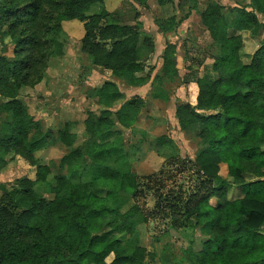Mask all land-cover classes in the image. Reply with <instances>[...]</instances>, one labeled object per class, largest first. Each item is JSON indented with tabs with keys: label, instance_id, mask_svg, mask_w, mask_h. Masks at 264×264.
Segmentation results:
<instances>
[{
	"label": "trees",
	"instance_id": "1",
	"mask_svg": "<svg viewBox=\"0 0 264 264\" xmlns=\"http://www.w3.org/2000/svg\"><path fill=\"white\" fill-rule=\"evenodd\" d=\"M103 1L44 0L51 10L43 15L41 0L4 3L1 16L6 22L14 19L8 26L15 30L24 25L18 34L28 36L16 38L12 61L0 55V173L16 157L31 158L45 149L55 133L60 140L67 131L69 135L67 123L55 132L45 128L27 113L20 96L24 88L40 83L50 59L63 56V21L83 24L81 51L92 66L129 87L145 85L147 79L138 75L143 71L140 23L109 21L105 11L87 14ZM135 1L142 6L146 2ZM156 1L164 5L168 0ZM191 2L194 11L198 0ZM257 15L264 17V0L240 7L207 0L199 13L217 54L211 71L196 81L195 105L179 102L175 107L182 131L201 127L197 138L202 148L194 162L201 179L185 200L173 201L183 202L180 213L189 227L209 225L202 251L187 253L189 264H264V23ZM185 19L176 22L172 17L164 28L157 24L169 33ZM246 40L258 42L248 63L242 59ZM142 46L152 52V37L145 36ZM160 73L166 78L177 75L175 44L166 43ZM155 81L150 97L168 101L161 78ZM88 96L97 99L98 117L84 121L88 138L59 159V174L37 181L43 185L26 177L18 178L16 187L0 185V264H145L146 251L133 226L141 191L124 150V130L138 122L144 100L126 102L114 81L92 88ZM148 143L167 162L178 156L166 136ZM34 164L44 178L46 166L38 159ZM219 164L226 165L225 178L217 175ZM232 189H241V195L229 196ZM121 194L127 201L113 209ZM156 208L162 209L159 204ZM171 211L176 215L177 207ZM179 225V220L172 222Z\"/></svg>",
	"mask_w": 264,
	"mask_h": 264
},
{
	"label": "rangeland",
	"instance_id": "2",
	"mask_svg": "<svg viewBox=\"0 0 264 264\" xmlns=\"http://www.w3.org/2000/svg\"><path fill=\"white\" fill-rule=\"evenodd\" d=\"M206 1L198 0L194 11H190L193 6L191 0H168L164 5H159L156 0H146L143 6L135 0H104L102 4H93L90 7L88 15L105 11L109 14V21L131 26L140 23L138 48L141 50L139 63L143 71L138 75L145 77L147 81L139 88L129 87L124 82L115 80L103 68L92 66L81 51L83 24L76 20L63 21L61 27L65 37L60 38L65 46L63 56L50 59L40 83L24 88L20 96L24 99L28 114L41 120L45 128L55 132L67 123L71 125V130L61 140L55 133L48 146L34 153L31 158L18 156L17 164L11 170L12 174L5 178L4 185L16 187V180L21 177L34 182H47L51 180V176L59 174V159L70 149L83 146L88 138L84 121H95L98 117L97 99L89 97V91L105 81H114L124 94L126 102L135 97L144 100L140 119L130 129L124 130V150L130 154L129 163L141 191L138 198L140 212L134 217L133 226L138 231L140 245L146 251L145 264H189L187 253L202 251V241L209 236V225L202 228L189 227V222L182 221L180 213L183 202L173 201L177 197L185 200L190 192L196 190L201 179L202 174L194 164L202 148L197 138L201 127L196 125L182 131L175 118V107L179 102L195 105L196 81L211 71L217 54L200 22L199 13ZM232 1L235 7L243 5L241 0ZM247 1L250 3V0ZM5 2L6 0H0V55L3 54L12 61L16 38H27L28 34H18L24 25H19L15 30L8 26L14 19L9 18V22H6L1 16ZM23 2L28 4L32 0ZM43 2L41 0L39 13L42 15L51 10ZM223 2L226 4L227 1ZM24 5L26 4L22 6ZM172 17L176 22L182 17L186 19L178 23L172 32L162 33L157 22L164 28L169 25ZM258 19L264 23V17L259 16ZM39 20L40 17L38 22ZM2 32L6 36H1ZM147 35L152 37V52H149L148 47L142 46ZM167 42L176 45L177 75L174 78H166L160 73ZM257 43L246 40L242 52L244 62H249L258 47ZM38 54L36 51L35 56ZM156 76L161 78V88L169 95L166 102L150 97ZM160 136H166L173 141L178 153L174 162L165 161L148 143ZM36 159L40 165L46 166L47 175L44 178H40L43 174L36 170ZM218 168L217 175L225 178L226 165L219 164ZM240 191L232 189L229 196L237 197L241 195ZM50 197L46 195V198ZM126 201L127 198L121 194L117 202L112 204L113 209ZM157 204L162 209L158 210ZM171 206L177 207L176 215L172 214ZM174 220H179L181 226H172ZM110 260L111 257L107 262Z\"/></svg>",
	"mask_w": 264,
	"mask_h": 264
},
{
	"label": "crops",
	"instance_id": "3",
	"mask_svg": "<svg viewBox=\"0 0 264 264\" xmlns=\"http://www.w3.org/2000/svg\"><path fill=\"white\" fill-rule=\"evenodd\" d=\"M213 1H215V2H217V3H219L220 5H222V6H225V7H235V4H234V2L232 1V0H226L227 2H226V4H224L225 2H223V1H225V0H213ZM242 1V4L244 5V6H246V5H248L249 4V2L247 1V0H241ZM237 7V6H236ZM249 10V9H248ZM259 16H261V15H257V17H259ZM261 17H263V16H261ZM260 21V20H259ZM261 22V21H260ZM263 23V22H262ZM61 25H62V23H61ZM107 71V70H106ZM109 72V71H108ZM98 110H99V108H98ZM27 113H28V109H27ZM99 114V113H98ZM30 116H32V115H30ZM16 164H17V157L6 167V169L4 170V171H2L1 173H0V185H4V184H6V179L5 178H7L8 177V175H10V174H12V172H11V170H14V168H15V166H16ZM15 165V166H14ZM3 179H5V180H3ZM5 186V185H4Z\"/></svg>",
	"mask_w": 264,
	"mask_h": 264
}]
</instances>
